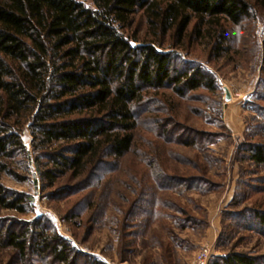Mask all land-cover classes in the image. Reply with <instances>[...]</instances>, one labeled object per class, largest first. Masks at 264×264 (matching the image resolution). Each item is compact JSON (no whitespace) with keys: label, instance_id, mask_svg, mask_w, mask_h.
<instances>
[{"label":"rangeland","instance_id":"374dc122","mask_svg":"<svg viewBox=\"0 0 264 264\" xmlns=\"http://www.w3.org/2000/svg\"><path fill=\"white\" fill-rule=\"evenodd\" d=\"M228 29L226 54L213 56L208 37L166 48L209 71L216 89L161 88L141 106L130 150L84 181L43 187L30 132L21 131L28 154L9 160L17 177L0 172V184L29 201L23 212L0 206V264H57L4 240L41 227L66 240L74 264H189L204 244L207 264L232 251L264 260V166L245 152L264 142V7Z\"/></svg>","mask_w":264,"mask_h":264},{"label":"trees","instance_id":"16d2710c","mask_svg":"<svg viewBox=\"0 0 264 264\" xmlns=\"http://www.w3.org/2000/svg\"><path fill=\"white\" fill-rule=\"evenodd\" d=\"M91 2L0 0V172L17 177L9 160L28 154L25 127L43 187L65 176L84 181L117 161L130 150L151 95L216 89L209 71L166 48L208 37L213 56L226 54L228 28L264 7V0ZM245 152L250 164L264 166V142L247 144ZM28 201L0 184L1 207L23 212ZM32 232L9 231L4 240L21 256L48 253L57 264H74L65 239L46 227ZM213 260L264 264L236 251Z\"/></svg>","mask_w":264,"mask_h":264},{"label":"built area","instance_id":"2783aa9c","mask_svg":"<svg viewBox=\"0 0 264 264\" xmlns=\"http://www.w3.org/2000/svg\"><path fill=\"white\" fill-rule=\"evenodd\" d=\"M210 254V247L204 244L196 251L189 264H207Z\"/></svg>","mask_w":264,"mask_h":264},{"label":"water","instance_id":"95a60500","mask_svg":"<svg viewBox=\"0 0 264 264\" xmlns=\"http://www.w3.org/2000/svg\"><path fill=\"white\" fill-rule=\"evenodd\" d=\"M132 45H134L133 42H131ZM230 99V92L228 89H225V100L228 101Z\"/></svg>","mask_w":264,"mask_h":264}]
</instances>
